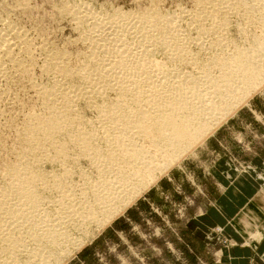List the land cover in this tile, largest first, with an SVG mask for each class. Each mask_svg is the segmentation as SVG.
Masks as SVG:
<instances>
[{
	"label": "bare ground",
	"instance_id": "6f19581e",
	"mask_svg": "<svg viewBox=\"0 0 264 264\" xmlns=\"http://www.w3.org/2000/svg\"><path fill=\"white\" fill-rule=\"evenodd\" d=\"M196 5L198 9L189 20L195 21L203 34L217 35L215 45L222 48V54L210 60L220 71L217 76L211 74L210 63L198 64V56L192 55L185 41L181 42L182 36L178 39L179 30L173 22L176 17L156 9L128 16L117 9L113 18L100 20L95 16L92 19V15L82 16L79 10L72 11L79 28L92 19L91 28L95 32L92 31L100 30L94 36L89 35L91 45H102L106 48L104 55L115 57L97 58L91 51L88 55L92 64L84 67L89 70L82 71L70 67L69 55L62 52L50 58L44 70L65 78L77 74L88 83H93L97 77L96 83L102 84L98 94L96 89L95 94L86 97L103 99V104L93 105L98 109V122L83 118L73 96L66 91L68 88L62 90V85L39 88L40 98L45 101L42 100L44 109L33 111L31 116L28 113L29 119L20 135L23 149L15 162L6 166L8 176L4 180H8V184L6 187L4 183L6 188L0 190V264H59L61 255L70 246L68 242L77 238L73 237L69 224L77 221L75 224L81 229L100 222L101 217L112 216V220L117 209H123L121 205L133 201L157 180L160 169L180 160L191 151L193 143L209 134L214 124L221 123L222 117L231 116L236 106L243 105L254 91L263 88L264 0H198ZM233 9L246 18L245 23L256 22L258 26L250 37V45H235L228 55L226 50L236 41L230 42L223 35L229 26L228 11L233 12ZM116 16L121 17L123 23L116 24ZM207 19L212 20L211 24H205ZM10 28L0 31V66L8 62L22 66L24 59L15 57L17 40L21 46L23 44L19 49L22 52L28 54L32 47L27 40L23 41L27 37L23 30ZM128 30L134 31V36L141 34L146 42L152 43L149 47H164L170 61L194 64L200 70L199 76L191 73L185 77L184 73L182 78L179 71L180 75L175 76L172 67L152 57V49L134 48V42L128 44L124 36ZM245 32L243 35H248ZM106 89L115 91L116 96L110 99L105 96L108 93L100 95ZM142 141L148 143V147L142 145ZM83 158L88 159L94 169L88 173V169L85 172L79 169L82 182L79 181L80 185L76 181L79 186L73 178ZM44 163L52 165L53 171L43 172ZM53 192L59 197L54 200L50 197L57 206L53 208L55 211H50L44 206L52 205L47 203Z\"/></svg>",
	"mask_w": 264,
	"mask_h": 264
},
{
	"label": "rangeland",
	"instance_id": "374dc122",
	"mask_svg": "<svg viewBox=\"0 0 264 264\" xmlns=\"http://www.w3.org/2000/svg\"><path fill=\"white\" fill-rule=\"evenodd\" d=\"M197 2L198 0H0V31H7L10 27L23 30L27 35L23 41L27 40L32 47L28 54L22 52L19 49L23 44L21 46V42L17 40L15 57L24 59V65H15L20 69L10 62L6 66H0V190L3 191L1 188H6L8 184V180H4L8 176L6 166L14 163L19 151L23 149L20 135L29 119L28 113L31 116L44 109L39 88L51 85H62V90L68 88L66 91L70 92L73 101L78 104L75 108L84 115L82 117L98 122L97 107L100 103L103 104V99L88 98L87 101L86 97L96 89L95 93L98 94L102 84L97 82V85V77L93 83H88L77 74L72 78H65L53 71L47 74L44 70L45 64L55 54L66 53L67 57L69 55L70 67L80 68L82 71L89 70L84 67L92 64L88 55L91 51L97 58L115 57L108 56L107 53L104 55L106 48L102 45L98 44L99 48L91 45V36L100 32L96 30L94 33L95 29L91 28L93 16L103 20L105 17L111 18L117 9L126 12L128 16L130 13L156 9L173 16L172 18L176 17L173 22L179 30L178 39L182 36L181 42L185 41L183 43L189 46L192 55L198 56V64L210 63L211 74L219 75L220 71L210 61L213 56L222 54V48L215 45L217 35L203 34L195 21L189 20L198 9ZM78 10L82 16L92 15L91 21L80 28L72 13ZM232 11H228L229 26L223 35L230 42L236 41L226 50L228 55L235 45H250V37L258 26L256 22L245 23L246 18L243 19L242 14L234 9ZM117 21L116 24L123 23V19L118 23ZM211 21L207 19L205 24H211ZM245 27L248 33L245 32ZM111 29L113 32V26ZM244 32L248 35H243ZM134 33L132 30L124 33L128 44L134 42V48L149 47L152 44L146 42L141 34L136 32L137 36H134ZM136 41L138 42L135 43ZM152 46L149 47L154 52L152 57L172 67V73L176 71L173 73L175 76L179 73L182 78L184 73L185 77L191 73L199 76L200 70L194 64L170 61L164 47L155 46L156 52ZM81 63L84 65L80 66ZM262 87L254 91L246 103L236 106L231 116L222 117L221 123L214 124L206 137L193 143L190 152L168 168L160 169L157 180L154 179L138 198L121 205L123 209H117L119 211L112 220V216L101 217L103 222H93L81 229L77 227L79 224L76 226L77 221L69 224L73 237L78 240L68 242L70 246L61 255L63 261L60 260L59 264H264L261 259L264 256V86ZM113 92L115 93L112 89H106L100 95L108 93L110 97L108 94L105 96L112 99L116 96ZM93 105L97 107L94 108ZM140 143L146 147L149 145L144 141ZM89 162L84 159L79 163L82 167L77 165L78 173L73 178L75 183L77 181L82 185V168L85 169L84 172L88 169L86 173L93 171ZM52 169L54 167L48 163L41 167L42 171L50 172ZM4 183H7L6 187ZM48 195L45 194L47 200ZM58 195L50 193L49 201L50 197H54V200ZM47 204L51 205L52 202ZM52 205L49 207L45 204L44 207L55 211L57 206ZM243 211L251 212L252 215L247 217L248 223L256 221V231L241 228Z\"/></svg>",
	"mask_w": 264,
	"mask_h": 264
},
{
	"label": "crops",
	"instance_id": "0c3cea01",
	"mask_svg": "<svg viewBox=\"0 0 264 264\" xmlns=\"http://www.w3.org/2000/svg\"><path fill=\"white\" fill-rule=\"evenodd\" d=\"M220 177L222 178L221 175H220ZM250 215H252L251 212H249V211H247V212L243 211V213L241 214V219H242L241 228L242 229L246 228L247 230H249V231L251 230V232H252V231H256L257 230L258 224H257L256 221L252 222V224H249L250 222L248 223V218L247 217L250 216ZM250 220H252L251 217H250ZM261 259L264 262V256L261 257Z\"/></svg>",
	"mask_w": 264,
	"mask_h": 264
}]
</instances>
